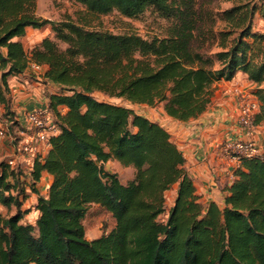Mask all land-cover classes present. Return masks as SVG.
<instances>
[{"label":"trees","instance_id":"16d2710c","mask_svg":"<svg viewBox=\"0 0 264 264\" xmlns=\"http://www.w3.org/2000/svg\"><path fill=\"white\" fill-rule=\"evenodd\" d=\"M74 1L84 7L77 19L54 20L37 14V0H0L1 128L14 132L6 137L14 140L12 148L0 158V205L8 212L15 207L0 211V264H264V153L241 159L222 205L205 204L184 152L163 124L94 96L163 102L167 115L187 122L212 105L216 81L241 71L256 84L254 123L264 122V23L254 26L256 17L264 22V0H222L231 5L217 13L223 25L215 31L217 18L206 9L214 0ZM148 10L166 18L165 35L91 23L113 11L137 19ZM48 24L54 37L30 50L17 39L29 27ZM32 63L45 67L39 75L55 87L43 107L59 129L46 154L27 157L29 113L28 126L22 125L9 78ZM112 159L133 166V177L122 182L106 166ZM44 173L52 180L40 194ZM27 188L38 194L34 222L24 220ZM92 203L116 223L88 238L84 219Z\"/></svg>","mask_w":264,"mask_h":264},{"label":"crops","instance_id":"0c3cea01","mask_svg":"<svg viewBox=\"0 0 264 264\" xmlns=\"http://www.w3.org/2000/svg\"><path fill=\"white\" fill-rule=\"evenodd\" d=\"M40 69H36L32 63L24 73L9 78L11 105L19 121L25 126H28L29 111L39 106H46L47 93L55 89L53 84L43 81L41 75H33ZM41 71L43 69L39 73ZM239 81L248 85L254 95L252 92L254 84L250 82L246 73L238 71L232 79L223 78L215 82L213 102L208 110L187 122L174 121V126L168 129L186 156L185 165L194 178L197 192L205 204L211 201H216L220 205L224 203L226 188L233 181L234 169L238 166V162L227 157L221 149L224 141L253 138L261 148H264V122L255 124L249 130L238 120L239 99L237 95L235 96L233 84ZM244 85L239 83L238 89H243ZM227 86L229 93L225 92ZM2 110L3 105L0 104V111ZM35 144L39 153L46 154L45 145L39 142ZM4 149L6 152L10 151L9 146H5ZM36 150L26 151L27 157L36 154ZM44 180H48L49 186L52 176L44 173L39 183H43ZM3 207L0 205V211Z\"/></svg>","mask_w":264,"mask_h":264},{"label":"rangeland","instance_id":"374dc122","mask_svg":"<svg viewBox=\"0 0 264 264\" xmlns=\"http://www.w3.org/2000/svg\"><path fill=\"white\" fill-rule=\"evenodd\" d=\"M230 2L222 1V0H214L213 3L206 6L210 9L211 14L216 16V22L214 26V31L219 30L221 26L223 25L221 19L217 16V13H220L223 9L230 6ZM84 11V7L74 1V0H37V7L36 12L38 15H41L43 17L54 19V20H60L65 17H71L73 19H77L79 15ZM209 12V11H207ZM91 23L93 25H96L97 27H103L106 29H109L113 32H129V31H135L145 37H152L154 35L157 36H163L166 34V28L168 26V21L166 18L162 17L160 14L152 11H146L140 18L133 19V18H127L121 14L118 13V11H113L109 14L100 15L95 18L91 19ZM263 20L256 17L255 19V28L257 29L258 26L263 25ZM45 36L54 37L53 32L51 31V26L45 25L41 28H32L29 27L26 35L23 37H18L17 39L22 40L25 48L27 50L32 49L38 42H40ZM211 50L214 52L216 51V47L213 46ZM41 66V65H40ZM43 66H41V69ZM40 70H36L38 72H34L33 75H39ZM42 72V71H41ZM236 83V82H235ZM242 84L244 85L243 81H239L236 84H233V88L238 89V85ZM256 84H254V87ZM241 91L250 92L249 86L244 85L242 86ZM226 93L228 92V86L225 89ZM235 93V92H234ZM94 96L100 99H106L112 102H116L119 104H124L129 107H132L136 112L141 113L143 115H146L150 117L153 120L159 121L161 124H163L167 129H171L172 126H174V121H177L176 119H173L169 117V115L166 114L163 102L158 103L154 106L148 105L146 103H130L123 98H115V97H108L107 95H104L100 92H95ZM236 96V94H235ZM239 104V102H238ZM4 110L0 111V128L2 125L6 127L4 124V118L3 114ZM179 123V122H178ZM2 128V131H4L5 136L1 141L0 145V158L5 157L8 152L4 149L5 146H9L12 148L14 144L13 139L6 138L10 135L14 136V132L9 128V132H7L5 128ZM16 129V128H15ZM172 135V134H171ZM173 139V138H172ZM174 140V139H173ZM264 151V148H262ZM24 168L26 171L29 169V160L24 161ZM106 166L109 170L113 172H117L119 175V179L122 182H127L129 179H131L134 175L135 168L133 166H125L121 164L118 160L112 159L106 163ZM27 177V174L24 175V178ZM26 179H30L27 177ZM48 180H44L43 183H39L37 185L38 191L40 194H45L48 189ZM26 192L28 193L27 198L24 200L23 208L30 209V211L25 215L24 220L34 222L37 217V210L35 209V204L37 201V193L32 191L30 188H27ZM167 199H166V209H168L175 197V190H169L166 193ZM4 213L8 212L7 207H3L2 210ZM15 211V207H11L8 213H13ZM167 214H164L163 217H166ZM115 218L113 217L112 213L102 207L98 203H92L89 208L87 215L84 219L86 234L88 238H94L96 236H99L103 233L109 232L114 226H115Z\"/></svg>","mask_w":264,"mask_h":264},{"label":"built area","instance_id":"2783aa9c","mask_svg":"<svg viewBox=\"0 0 264 264\" xmlns=\"http://www.w3.org/2000/svg\"><path fill=\"white\" fill-rule=\"evenodd\" d=\"M36 69H40L41 66L33 63ZM235 90L239 99L238 104V120L240 124L251 130L254 123V115L259 110V100L251 92H244L240 89ZM29 122L31 124L32 131L27 135V141L23 145L25 151L36 150L35 143H42L46 148L50 147V136L56 133L59 126L56 121L51 117L50 112L43 106L36 107L29 112ZM5 133L0 128V143L4 138ZM221 149L225 152L227 157L241 162L243 157H251L253 155L264 153L262 148L253 138L247 139H235L224 141L221 145ZM10 164L16 162V158L9 159Z\"/></svg>","mask_w":264,"mask_h":264}]
</instances>
